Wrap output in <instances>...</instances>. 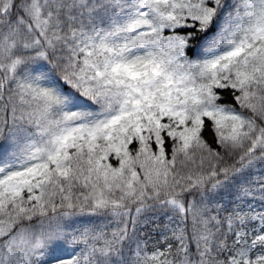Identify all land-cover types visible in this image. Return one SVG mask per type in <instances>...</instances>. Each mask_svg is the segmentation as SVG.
<instances>
[{
  "label": "snow or ice",
  "instance_id": "1",
  "mask_svg": "<svg viewBox=\"0 0 264 264\" xmlns=\"http://www.w3.org/2000/svg\"><path fill=\"white\" fill-rule=\"evenodd\" d=\"M0 264H264V0H0Z\"/></svg>",
  "mask_w": 264,
  "mask_h": 264
}]
</instances>
